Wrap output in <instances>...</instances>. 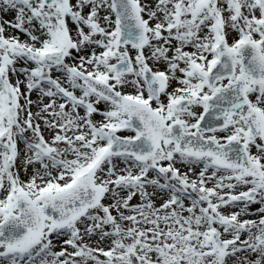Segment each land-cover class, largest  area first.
I'll return each instance as SVG.
<instances>
[{"label":"snow or ice","instance_id":"snow-or-ice-1","mask_svg":"<svg viewBox=\"0 0 264 264\" xmlns=\"http://www.w3.org/2000/svg\"><path fill=\"white\" fill-rule=\"evenodd\" d=\"M0 264H264V0H0Z\"/></svg>","mask_w":264,"mask_h":264},{"label":"rangeland","instance_id":"rangeland-1","mask_svg":"<svg viewBox=\"0 0 264 264\" xmlns=\"http://www.w3.org/2000/svg\"><path fill=\"white\" fill-rule=\"evenodd\" d=\"M7 18H9V19H10L11 17H7Z\"/></svg>","mask_w":264,"mask_h":264}]
</instances>
